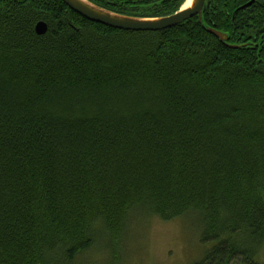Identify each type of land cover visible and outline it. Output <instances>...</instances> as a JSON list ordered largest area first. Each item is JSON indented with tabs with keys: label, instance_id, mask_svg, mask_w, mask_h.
Instances as JSON below:
<instances>
[{
	"label": "trees",
	"instance_id": "trees-1",
	"mask_svg": "<svg viewBox=\"0 0 264 264\" xmlns=\"http://www.w3.org/2000/svg\"><path fill=\"white\" fill-rule=\"evenodd\" d=\"M88 1L157 19L187 0ZM249 1L132 32L0 0V264H123L134 222L188 215L194 264H264V38L235 34L264 37V0L233 19Z\"/></svg>",
	"mask_w": 264,
	"mask_h": 264
},
{
	"label": "rangeland",
	"instance_id": "rangeland-1",
	"mask_svg": "<svg viewBox=\"0 0 264 264\" xmlns=\"http://www.w3.org/2000/svg\"><path fill=\"white\" fill-rule=\"evenodd\" d=\"M206 248L200 242L197 218L188 215L164 222L151 217L137 220L130 228L123 264H194L203 258ZM90 257L97 258L96 253ZM261 261L264 263V248Z\"/></svg>",
	"mask_w": 264,
	"mask_h": 264
},
{
	"label": "water",
	"instance_id": "water-1",
	"mask_svg": "<svg viewBox=\"0 0 264 264\" xmlns=\"http://www.w3.org/2000/svg\"><path fill=\"white\" fill-rule=\"evenodd\" d=\"M62 1L72 11L90 22L101 24L115 30L132 32H157L177 27L194 17H198L201 20L203 8L206 2V0H192L191 6L186 7L188 3L187 0L184 6L171 16L157 19H138L112 13L94 5L88 0ZM251 5L252 3L247 6ZM35 30L39 36H43L47 34L48 26L41 22L36 26ZM208 31L223 43H226L229 39L228 35L215 29H208Z\"/></svg>",
	"mask_w": 264,
	"mask_h": 264
},
{
	"label": "flooded vegetation",
	"instance_id": "flooded-vegetation-1",
	"mask_svg": "<svg viewBox=\"0 0 264 264\" xmlns=\"http://www.w3.org/2000/svg\"><path fill=\"white\" fill-rule=\"evenodd\" d=\"M211 1L212 0H206L204 8H208L210 6ZM259 1L260 0H251V1L247 2L244 5H241L240 7H237L236 11L234 13V18L233 19L235 20L236 18L239 17V11L247 9V7H250V6H247L248 4L252 3L254 5L255 3H259ZM261 4L263 5V2ZM204 8H203V11H204ZM202 14H203V12H202ZM243 30H245V29H243ZM253 33H254V31L250 30L249 36H246V31H242L241 29H238V30L235 29V34H236L237 37H239L238 39L239 40H244L248 44H256L258 42L263 41V38H264L263 36H258L257 34L252 35ZM257 33H263V30L258 31ZM245 36H246V38H245Z\"/></svg>",
	"mask_w": 264,
	"mask_h": 264
},
{
	"label": "bare ground",
	"instance_id": "bare-ground-1",
	"mask_svg": "<svg viewBox=\"0 0 264 264\" xmlns=\"http://www.w3.org/2000/svg\"><path fill=\"white\" fill-rule=\"evenodd\" d=\"M191 4H192V0H188V3H187V5H186V7H190Z\"/></svg>",
	"mask_w": 264,
	"mask_h": 264
}]
</instances>
